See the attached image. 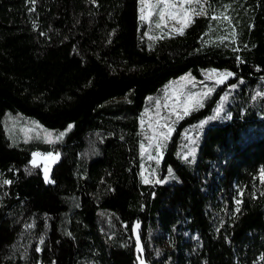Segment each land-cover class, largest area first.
Returning <instances> with one entry per match:
<instances>
[{"label": "trees", "instance_id": "trees-1", "mask_svg": "<svg viewBox=\"0 0 264 264\" xmlns=\"http://www.w3.org/2000/svg\"><path fill=\"white\" fill-rule=\"evenodd\" d=\"M207 6L149 41L139 0H0V264H264V0ZM210 70L237 87L222 118L185 160L184 134L225 92L176 127L169 180L143 184L148 98ZM8 114L72 126L45 149L61 155L51 182L32 164L42 145L9 139Z\"/></svg>", "mask_w": 264, "mask_h": 264}, {"label": "rangeland", "instance_id": "rangeland-1", "mask_svg": "<svg viewBox=\"0 0 264 264\" xmlns=\"http://www.w3.org/2000/svg\"><path fill=\"white\" fill-rule=\"evenodd\" d=\"M140 16L146 23V38L155 41L159 37L182 33L192 21L208 8V0H139ZM218 21L226 23L224 18L217 17ZM159 25V26H157ZM227 25V24H226ZM224 30L223 39H233L232 29ZM218 70H210L202 74L201 79L187 74L171 81L156 95L148 98L146 107L141 114V160L140 179L146 185H160L169 180L161 171L164 150L179 123L193 111L203 108L207 99L215 94L224 93L217 104L213 115L185 133L181 147V154L185 160L195 158L201 133L213 123L221 119L230 96L237 89L228 86L233 75ZM222 82H217L221 80ZM222 89V90H221ZM219 110V111H218ZM6 133L15 145L40 144L43 150L35 153L32 164L40 166L46 182H51L53 166L61 159L60 154L48 152L45 149L61 143L71 130L70 126L64 132H56L43 127L34 119L21 114H8L4 120ZM51 153L52 156L48 154ZM56 157V159H53ZM147 180V183L145 182ZM264 184V174L259 178ZM159 181V182H158Z\"/></svg>", "mask_w": 264, "mask_h": 264}, {"label": "snow or ice", "instance_id": "snow-or-ice-1", "mask_svg": "<svg viewBox=\"0 0 264 264\" xmlns=\"http://www.w3.org/2000/svg\"><path fill=\"white\" fill-rule=\"evenodd\" d=\"M33 2H34V0H33ZM197 2H199V0H197ZM141 19H143V17H141ZM157 26H159V25H157ZM228 75H231V73H227V74H225V76H228ZM222 79L223 78H221V80H218L217 82L219 83V82H222ZM219 111V110H218ZM34 156H36V155H39L38 153H34L33 154ZM49 156H52V154L51 153H49L48 154ZM53 159H56V157H53ZM46 178V180H47V176L45 177ZM145 182L147 183V180H145ZM159 182V181H158ZM5 183H9V181H5Z\"/></svg>", "mask_w": 264, "mask_h": 264}]
</instances>
